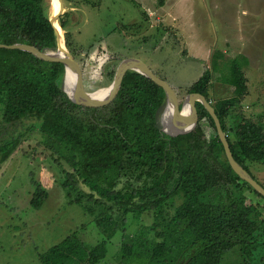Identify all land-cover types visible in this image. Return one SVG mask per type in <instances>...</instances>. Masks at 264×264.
I'll return each instance as SVG.
<instances>
[{
  "label": "trees",
  "instance_id": "trees-1",
  "mask_svg": "<svg viewBox=\"0 0 264 264\" xmlns=\"http://www.w3.org/2000/svg\"><path fill=\"white\" fill-rule=\"evenodd\" d=\"M50 8V0H0V44L56 49ZM69 15L59 17L67 39ZM117 65L108 73L111 81ZM218 70L215 62L186 92L212 104L234 158L251 174L249 164H264V126L246 118L230 126L231 113L248 94L247 78L234 59L228 76L222 75L233 97L214 104L209 93ZM65 75L60 61L0 48L3 123H39L50 154L35 151L33 158L60 166L69 204L81 206L104 236L91 245L76 231L43 254L41 264H102L119 236L118 264H224L231 255L239 264H253L264 252V217L245 193L264 197L231 167L217 131L215 138L208 137L205 121L216 127L206 108L195 103L187 128L170 137L160 124L166 93L151 79L129 71L117 96L79 106L64 91ZM21 143L12 138L0 145V165ZM32 178L30 202L40 210L55 178L45 168L39 180ZM231 187L239 195L224 193ZM213 195L221 201H208ZM146 213L152 217L150 226L141 224Z\"/></svg>",
  "mask_w": 264,
  "mask_h": 264
},
{
  "label": "rangeland",
  "instance_id": "rangeland-1",
  "mask_svg": "<svg viewBox=\"0 0 264 264\" xmlns=\"http://www.w3.org/2000/svg\"><path fill=\"white\" fill-rule=\"evenodd\" d=\"M60 9L70 14L66 45L79 62L85 92L93 94L109 87L112 81L108 73L123 59L118 54L132 51L145 59L154 55L151 64L158 61L155 69L173 87L179 110L187 89L206 68L212 71L217 62L221 70L214 74L209 93L215 104L233 97L222 75L228 76L232 61L238 58L247 78L248 94L231 113L230 126L243 118L264 126V0H57L53 10L57 14ZM129 27L130 33L125 29ZM57 30L65 37L66 30ZM108 49L117 55L105 52ZM39 127L34 119L6 126L0 104V145L12 138L22 141L0 165V264H41L43 254L76 231L91 245L104 238L81 206L69 204L61 187L60 166L52 159L33 158L35 151L50 154ZM204 128L210 139L215 138L216 130L208 121ZM43 168L54 176L55 183L43 207L35 210L30 202L34 195L32 174L39 180ZM249 170L264 186V164L251 163ZM225 191L227 195H239L234 187ZM245 195L260 206L264 217V199L253 191ZM207 200L221 201L214 195ZM141 224L150 226L151 215L146 213ZM111 243L102 264H118L121 237ZM262 257L264 252L251 263L263 264ZM224 264L239 261L231 255Z\"/></svg>",
  "mask_w": 264,
  "mask_h": 264
},
{
  "label": "water",
  "instance_id": "water-1",
  "mask_svg": "<svg viewBox=\"0 0 264 264\" xmlns=\"http://www.w3.org/2000/svg\"><path fill=\"white\" fill-rule=\"evenodd\" d=\"M59 3L61 0H58ZM52 7L50 8V21L52 25L55 27L56 23H59V17L64 14L65 12L60 11L55 14L52 12ZM57 36H58V43L56 49L46 50L44 52H40L36 48L26 45V44H14V45H3L0 44V48L2 49H9V50H20L24 52H28L35 56L36 58L43 60V61H60L65 65L66 69V75L70 72L75 77L76 82L74 83L73 93L70 94L65 89V79H64V91L67 93L69 99L76 105L79 106H93L102 103L105 100L111 99L118 95L122 88L123 80L129 71H134L137 73H140L141 75L151 79L155 83L159 84L163 87L165 93H166V106L163 111V114L160 117V124L162 127V132L170 137H177L181 135L184 130L187 128L190 117L188 114V111L192 109L193 105L195 103H201L212 119L214 120L216 131L218 133L219 138L221 139L226 157L231 165V167L234 169V171L239 174L247 183L250 184V186L259 192L264 197V187L259 184L253 176L234 158L228 140L227 135L225 134L221 122L219 120V117L212 106L210 102L201 94H191L187 95L186 99L184 100L182 104L181 111L179 112L178 108V101H177V95L173 89V87L165 80L157 76L150 68L149 66L143 62L142 60H139L137 58H127L122 60L117 68H116V74L114 77V80L112 81V84L107 87L108 93L102 97V98H95L91 96V94L85 92L82 88V72L80 69V65L75 59L74 56H72L69 51L67 50L66 45V39L63 34H60L57 28L55 27ZM62 39H61V38ZM61 39V40H60ZM65 39V42H64ZM64 42V44H63ZM167 109L171 110V116L165 120V112ZM180 120V126L177 128L173 127V123L176 120ZM173 121V122H172Z\"/></svg>",
  "mask_w": 264,
  "mask_h": 264
},
{
  "label": "bare ground",
  "instance_id": "bare-ground-1",
  "mask_svg": "<svg viewBox=\"0 0 264 264\" xmlns=\"http://www.w3.org/2000/svg\"><path fill=\"white\" fill-rule=\"evenodd\" d=\"M56 4H57V0L54 1V4L51 5L52 7V10L56 8ZM53 13L56 14V12L53 10L52 11ZM56 26L59 28V30L61 31V33L63 32L61 26L59 23H56ZM61 38V37H60ZM61 40V39H60ZM73 88H74V83H73V74L68 72L67 73V76L65 78V89L70 93L72 94L73 93ZM88 88V87H87ZM108 89L106 88H103V89H99L97 90L95 93L91 94V96L95 97V98H102L104 97L107 93H108ZM189 112V111H188ZM171 116V110L170 109H167L166 112H165V120L168 119L169 117ZM175 123H173V127L177 128V126L179 127L180 126V120H176L174 121Z\"/></svg>",
  "mask_w": 264,
  "mask_h": 264
},
{
  "label": "crops",
  "instance_id": "crops-1",
  "mask_svg": "<svg viewBox=\"0 0 264 264\" xmlns=\"http://www.w3.org/2000/svg\"><path fill=\"white\" fill-rule=\"evenodd\" d=\"M54 1L55 0H53L50 4L51 5H53L54 4ZM71 10H73V9H71ZM135 25V24H134ZM130 29V27L128 28V29H126V31L127 32H129L130 33V31H128ZM113 34H115V35H117V31H115ZM123 35L122 33H121V31L119 30V32H118V35ZM164 39H165V37H164ZM175 41L178 43L179 42V40L177 41L176 39H175ZM180 43V42H179ZM179 48H180V46L181 45H177ZM177 47V48H178ZM177 51H178V49H177ZM105 52H108V53H111V54H115V55H117V53H115V52H111L109 49L107 50V51H105ZM140 52H141V49H140ZM180 52V51H179ZM104 53V52H103ZM102 53V54H103ZM118 55H121V57L123 58V59H121V60H124V59H127V58H139L140 60H142L143 62H145L148 66H149V68L155 73V74H157L158 75V71L155 69V64L156 63H158V61L157 62H155V64H151V59H155V57H152V56H154L153 54H151L149 57L150 58H144V56H142L143 54H141V56L140 55H138V54H136L135 52H132V51H129V53H124V54H118ZM178 56H180V54L179 55H177V57ZM115 58H117V56L115 57ZM100 60H102L101 58H100ZM108 61H110V60H108ZM157 68V67H156ZM156 71H155V70ZM165 69H168V68H165ZM166 80V79H165ZM167 81V80H166ZM168 82V81H167ZM196 82V81H195ZM169 83V82H168ZM170 84V83H169Z\"/></svg>",
  "mask_w": 264,
  "mask_h": 264
}]
</instances>
